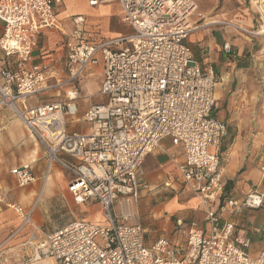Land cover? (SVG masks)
Segmentation results:
<instances>
[{
  "label": "built area",
  "instance_id": "1",
  "mask_svg": "<svg viewBox=\"0 0 264 264\" xmlns=\"http://www.w3.org/2000/svg\"><path fill=\"white\" fill-rule=\"evenodd\" d=\"M113 1L131 33L98 40V32L86 30L84 15H72L74 27L65 33L68 78L55 79V84L74 87L63 100L40 102L35 98L52 87L53 70L49 63L34 62V49L44 29L63 27L57 8L64 0H0V49L6 59L0 70V110L18 117L42 147L46 176L60 166L70 176L68 190L75 202H97L101 208L96 222L78 219L46 231L32 217L40 197L28 210L11 203L20 222L10 238L29 231L17 245H0V264H264V241L253 256L249 229L233 219L264 208V187L241 199L225 192L221 144L228 124L212 116L217 76L200 64L188 42L197 29L198 2L90 4ZM250 1L257 7L259 27L250 31L228 23L263 37L264 0ZM224 50L233 53L230 43ZM95 67L101 68L99 95L104 100L83 116L90 131L72 130L69 124L79 114L78 84ZM165 139L183 148L185 162L178 169L206 214V227L188 231L185 249L166 238L148 246L139 219L144 160ZM258 164L264 178V150ZM12 174L19 187L36 181L29 166L14 168Z\"/></svg>",
  "mask_w": 264,
  "mask_h": 264
},
{
  "label": "crops",
  "instance_id": "2",
  "mask_svg": "<svg viewBox=\"0 0 264 264\" xmlns=\"http://www.w3.org/2000/svg\"><path fill=\"white\" fill-rule=\"evenodd\" d=\"M196 1L200 3L202 0ZM204 1L212 5L204 11L197 12L193 17L197 29L190 35L188 42L200 64L206 69L211 67L216 72L217 86L212 116L228 124V133L221 144V168L226 182L225 192L227 196L241 199L252 189L264 187V178L258 164L260 154L264 150V44L261 38L253 34L242 33L230 26L228 22H235L253 31L259 27L261 20L257 10L248 3V0ZM120 14L121 9L118 12L119 17ZM67 26V29L64 26L61 29H44L35 46L34 62L49 63L53 70V77L48 80V84L52 87L42 91L35 98L36 101L63 100L74 87V83L59 86L55 84V79L66 81L68 78L65 33L69 32L74 24L70 20ZM125 28L128 32L120 30L113 33L107 32L108 36L105 32L106 39L130 34V28L127 26ZM1 30L2 23L0 22ZM102 34L103 32L100 31V35ZM225 43L232 45V54L224 50ZM5 62L6 59L0 49V70ZM94 73L101 77V68L91 69L78 84L79 114L77 119L69 124L72 130L90 131V124L83 120V116L92 104L80 108L79 101L87 98L82 97L84 81L88 74ZM100 85L101 78L96 88L90 91L89 97L93 98L97 94ZM42 94L44 97L41 96ZM2 111L0 110V125L2 126L0 188L2 179L7 177L6 173H12L14 168L29 166L36 176L35 183L11 194L4 193L5 189H0V245L7 241L6 246H14L26 238L29 229L10 238L12 231L20 222L19 216L10 204L20 203L28 210L40 197L32 215L33 220L41 226L46 225L48 230L54 231L58 228L50 224L46 198L66 197L71 194L68 190L70 176L64 174L63 169L57 171L55 165L52 167L55 176L52 177L51 172L46 176L48 164L44 153L39 154V150H42L40 146L33 150L28 158L13 156L19 151L25 152L26 148H23L24 143H20L22 138L16 133L19 121L11 117H1ZM184 162L183 148L174 146L170 139L163 140L160 148L148 153L145 157L143 164L145 173L142 176L144 188L138 210L140 222L145 229V243L148 246L159 238H166L173 247L178 246L185 249L188 231L192 228L206 227L205 211L178 169V165ZM43 179H45L44 182ZM38 180H40L39 183H37ZM81 205L92 209L98 207L97 218H101L99 203ZM254 210L264 211V208L248 209L233 219L237 225L246 226L249 229L252 240L251 248L254 244L258 247L255 252H251V249L250 252L256 256L262 247L264 238H257L248 226L250 221L255 219Z\"/></svg>",
  "mask_w": 264,
  "mask_h": 264
},
{
  "label": "rangeland",
  "instance_id": "3",
  "mask_svg": "<svg viewBox=\"0 0 264 264\" xmlns=\"http://www.w3.org/2000/svg\"><path fill=\"white\" fill-rule=\"evenodd\" d=\"M249 4H251L256 10L257 7L255 4H253L250 0H248ZM202 2V3H201ZM200 3L198 2V11H204L206 8L210 7L212 3L209 4V2H205L202 0ZM120 9V5L118 2L113 1L108 4H101V5H91L90 0H64V4L57 8V15L58 18L61 19L60 22L63 24L64 28L67 29V23L70 22L72 15L82 14L87 18L86 22V30L91 32H98V34L95 33L96 39H106L108 36L107 32H116V31H124L128 32V29L125 28L123 23L120 21V17L118 15ZM258 12V10H257ZM112 15V16H110ZM259 15V13H258ZM109 21V22H108ZM235 23V22H233ZM101 28V30H100ZM100 31L103 32V34L106 32V34L100 35ZM106 35V36H105ZM262 39L264 44V36L259 37ZM100 76L94 74H88L85 83L83 85L82 90V97L83 100L79 101V106L82 108L84 105H91L97 102H102L104 100L103 97L99 95V90H97V94L92 98L89 97L90 91L94 88H96L97 84L100 81ZM41 96L44 97L42 94ZM40 100V99H39ZM90 107V106H89ZM6 116L7 118H13L17 119L19 121V126L16 129V133L22 138L20 143L23 142L22 145L23 148H26L24 151H19L17 153H14L13 156H17L18 158H28L32 153L33 150L40 148L38 143L35 141L33 137L30 136L29 131L25 127L24 123L18 119L10 110L4 109L1 112V117ZM42 148V147H41ZM41 151V152H40ZM43 152L42 150H39V154L41 155ZM28 163V162H26ZM56 166V170L62 171V168L58 165ZM53 169L50 171L52 173L53 177ZM64 174H68L67 171L63 172ZM7 177L5 179H2L1 184V190L5 189L4 193H13L14 191H18L19 189H22L23 187H19L16 183L15 178L13 177V174L11 172H7ZM55 176V175H54ZM57 176V175H56ZM45 179H43V182ZM36 182V181H35ZM34 182V183H35ZM40 180L37 181L39 183ZM28 187V186H27ZM47 197V195H45ZM46 208L47 213L50 218V224L56 225L57 228L64 226L65 224L69 223L72 220L80 219L85 221H91L96 222L100 218H97L98 210L92 209L87 207L86 205L77 204L71 194L64 196H54L51 198H46ZM253 214L255 215V219L250 221L248 226L250 229L255 233V236L259 239L264 238V211L262 210H254ZM47 224V223H46ZM260 228V232L254 231V228ZM42 228L46 231H52L48 230L46 225H43ZM258 249L257 245H253L251 248V252H255Z\"/></svg>",
  "mask_w": 264,
  "mask_h": 264
},
{
  "label": "trees",
  "instance_id": "4",
  "mask_svg": "<svg viewBox=\"0 0 264 264\" xmlns=\"http://www.w3.org/2000/svg\"><path fill=\"white\" fill-rule=\"evenodd\" d=\"M90 39H92V38L90 37Z\"/></svg>",
  "mask_w": 264,
  "mask_h": 264
},
{
  "label": "bare ground",
  "instance_id": "5",
  "mask_svg": "<svg viewBox=\"0 0 264 264\" xmlns=\"http://www.w3.org/2000/svg\"><path fill=\"white\" fill-rule=\"evenodd\" d=\"M263 10H264V8H263Z\"/></svg>",
  "mask_w": 264,
  "mask_h": 264
}]
</instances>
